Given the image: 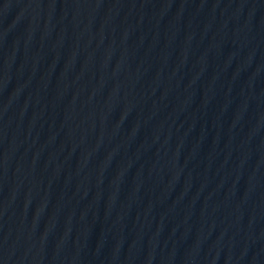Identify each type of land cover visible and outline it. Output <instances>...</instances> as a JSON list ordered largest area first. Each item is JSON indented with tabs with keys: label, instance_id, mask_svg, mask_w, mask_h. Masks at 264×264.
Masks as SVG:
<instances>
[{
	"label": "water",
	"instance_id": "water-1",
	"mask_svg": "<svg viewBox=\"0 0 264 264\" xmlns=\"http://www.w3.org/2000/svg\"><path fill=\"white\" fill-rule=\"evenodd\" d=\"M0 264H264V0H0Z\"/></svg>",
	"mask_w": 264,
	"mask_h": 264
}]
</instances>
